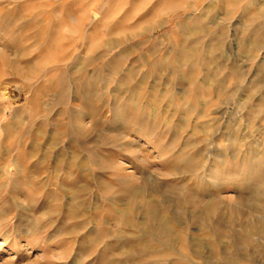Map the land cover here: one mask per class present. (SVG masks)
<instances>
[{
	"label": "rangeland",
	"instance_id": "rangeland-1",
	"mask_svg": "<svg viewBox=\"0 0 264 264\" xmlns=\"http://www.w3.org/2000/svg\"><path fill=\"white\" fill-rule=\"evenodd\" d=\"M0 264H264V0H0Z\"/></svg>",
	"mask_w": 264,
	"mask_h": 264
}]
</instances>
